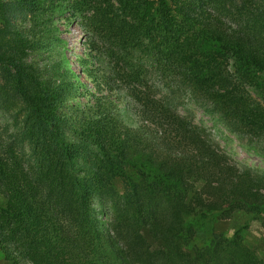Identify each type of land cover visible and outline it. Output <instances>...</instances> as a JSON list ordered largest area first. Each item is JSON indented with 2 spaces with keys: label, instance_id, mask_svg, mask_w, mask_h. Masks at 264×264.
Returning a JSON list of instances; mask_svg holds the SVG:
<instances>
[{
  "label": "trees",
  "instance_id": "trees-1",
  "mask_svg": "<svg viewBox=\"0 0 264 264\" xmlns=\"http://www.w3.org/2000/svg\"><path fill=\"white\" fill-rule=\"evenodd\" d=\"M76 17L73 66L58 25ZM183 93L264 153V0H0V257L264 264V171Z\"/></svg>",
  "mask_w": 264,
  "mask_h": 264
},
{
  "label": "rangeland",
  "instance_id": "rangeland-1",
  "mask_svg": "<svg viewBox=\"0 0 264 264\" xmlns=\"http://www.w3.org/2000/svg\"><path fill=\"white\" fill-rule=\"evenodd\" d=\"M26 10L22 7H18L15 12L16 15H23ZM65 17L67 14L64 15ZM81 19L76 17L72 23L69 25H58L60 29V37L63 40V46L67 49V54L70 57L73 66H76L77 55L82 53L84 49V35L79 29ZM103 44L102 42H100ZM84 77V76H83ZM175 98V105L178 110L183 114H188L193 117L194 121L204 127L209 135L213 137V140L217 141L220 147L228 153V155L240 165H247L254 169L264 171V153L261 147L258 146L255 140L240 139L237 135L230 132L225 126L224 122L220 118L206 110L202 105H200L194 98L188 96V94H182ZM85 95H83L80 100L86 101ZM6 121H10L9 114H4L0 112V125L3 126ZM0 126V127H1ZM256 145V146H255ZM104 220L106 216L102 217ZM238 220V219H237ZM235 220H221L213 225L215 231H219L225 234H231L233 230ZM261 227L258 223H253L252 228L249 232L251 237H256L259 234ZM0 264H7L6 261L0 257Z\"/></svg>",
  "mask_w": 264,
  "mask_h": 264
}]
</instances>
